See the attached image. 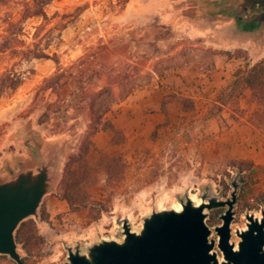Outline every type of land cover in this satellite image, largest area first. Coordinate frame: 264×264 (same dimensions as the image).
Segmentation results:
<instances>
[{"label": "rangeland", "instance_id": "obj_1", "mask_svg": "<svg viewBox=\"0 0 264 264\" xmlns=\"http://www.w3.org/2000/svg\"><path fill=\"white\" fill-rule=\"evenodd\" d=\"M154 1L131 0L124 10L116 6V0L53 2L46 8L50 18L55 14L75 13L78 7L85 9L80 17L68 20L63 31L49 32L62 24L56 18L41 32L40 48H47L45 53L50 56L57 54L59 66L48 59L16 65L19 59L11 54L0 57V73L15 69L23 79L14 94L0 99V179L8 178L22 163L17 160L16 146L29 151L27 162L33 159L34 149L47 150L56 161L65 149V162H55L51 169L55 177L53 186L42 200L37 217L22 222L33 220L37 228L35 239L26 248L18 245L25 264H65L69 247H80L85 252L102 240L122 241L124 219L138 231L146 216L181 207L186 195L200 202L204 194L229 200L233 181H238L240 186L234 207L232 242L239 241L235 232L246 228L247 215L260 216L264 211V87H257L255 96L252 91L253 104H249L248 110L239 106L243 96H235L239 90L234 97L230 96L233 83L221 99L231 110H219L216 105L210 110L191 109L194 101L179 87L171 89V98L178 104L177 124L171 131V139L167 128L140 130L139 136L129 139L121 129H116V134L100 132L96 141V135L90 137L91 118L84 94L97 92L89 80L96 64L103 66L104 80L113 69L132 75L129 84L138 85L136 91L157 84L154 71L163 77L169 70L178 73L187 64H208L213 58L212 37H189L191 22L177 12L168 19L167 9L153 10ZM161 14L169 20L170 29L161 25ZM41 22V19L25 22L26 36L22 39L32 43L31 37ZM102 46L108 50L102 51ZM169 49L171 55L164 56ZM240 55L245 57V63L254 65L248 55ZM85 56L89 58L79 64L78 60ZM257 57L262 58L257 63L264 64V50ZM55 74L57 77L50 82L55 90H42L44 85H49L43 84V80ZM99 104L100 101L97 108ZM75 111L81 112L80 119L73 121ZM115 115L110 110L104 119L112 122ZM198 116L220 117V131L207 135L195 125ZM50 120L56 134L70 132L64 137L67 146H61L62 141L42 144L45 127L38 126L49 124ZM228 122L232 123L234 132L230 131ZM77 154L82 157L73 163L72 176L65 175L67 164ZM69 190L85 199L87 206L77 202L73 211L62 198ZM224 211H206L207 224L212 230L222 224L220 216ZM211 238L217 240L214 231ZM215 250L221 257L217 247ZM0 264L16 263L0 256Z\"/></svg>", "mask_w": 264, "mask_h": 264}, {"label": "water", "instance_id": "obj_2", "mask_svg": "<svg viewBox=\"0 0 264 264\" xmlns=\"http://www.w3.org/2000/svg\"><path fill=\"white\" fill-rule=\"evenodd\" d=\"M252 4L261 5L264 0H250L246 7ZM32 153L31 161L20 163L8 178L0 179V256L16 264H25L18 251L16 231L22 222L37 217L55 179L51 169L56 157L45 149H34ZM239 186L238 181L232 182L233 192L226 201L204 194L197 205L186 195L180 211H154L143 219L138 231L124 219L122 241L102 240L85 252L80 247H69L65 264H264V211L261 219L247 215L246 230L235 232L237 246L232 242ZM213 209L225 211L220 216L222 224L212 230L206 211ZM213 231L217 240L211 238Z\"/></svg>", "mask_w": 264, "mask_h": 264}, {"label": "crops", "instance_id": "obj_3", "mask_svg": "<svg viewBox=\"0 0 264 264\" xmlns=\"http://www.w3.org/2000/svg\"><path fill=\"white\" fill-rule=\"evenodd\" d=\"M158 1L159 5H156ZM155 0L153 10H168V19L173 12H177L182 18L188 19L192 27L188 32L191 38H213L211 48L214 51L210 63H190L180 69L178 73L168 71L163 77L155 74L156 85L146 86L136 90L125 101L113 107L115 116L112 123L116 129H121L124 136L129 139L140 135V130L153 131L156 128H167L171 139V131L175 130L177 124L176 111L178 104L175 98H171V89L180 88L186 97L194 101L195 110H210V107L218 104L217 99L235 80V73L244 68L245 57L239 55L242 52L248 55L252 64L260 59L257 57L259 51L264 50V33L259 30L240 27L236 18L240 14L234 15L231 9L233 0ZM161 25L167 29L171 28L169 20L164 14L160 15ZM167 19V20H166ZM237 53V54H236ZM171 55V49L168 54ZM160 59V58H158ZM106 86V80L95 77L91 79V87L99 91ZM167 88V89H165ZM176 93V92H174ZM252 90L246 89L240 99L241 110H248L249 104H253ZM72 110H78L74 108ZM85 110V109H84ZM222 110H231L223 106ZM80 111L83 112V109ZM73 121L80 119V113L75 111ZM229 116V114L227 115ZM227 116H223L225 119ZM198 116L195 125L202 128L207 135L216 130L220 131V117H210L201 119ZM231 126L232 123L228 122ZM45 127L41 133L42 144L56 143L62 141L61 146H67L66 137L68 130L56 134L53 121L49 124L39 125ZM192 128V127H191ZM137 129V131H136ZM210 130V131H209ZM212 131V132H211ZM230 131L235 128L231 126ZM75 132V131H74ZM173 134V133H172ZM96 134L94 141L99 137ZM175 135V132H174ZM103 137V136H102ZM61 139V140H60ZM18 155L17 160L27 162L29 151L26 148L16 146ZM65 152V149H64ZM58 155L57 163L65 162V153Z\"/></svg>", "mask_w": 264, "mask_h": 264}, {"label": "trees", "instance_id": "obj_4", "mask_svg": "<svg viewBox=\"0 0 264 264\" xmlns=\"http://www.w3.org/2000/svg\"><path fill=\"white\" fill-rule=\"evenodd\" d=\"M62 1V0H0V57L6 54H11L14 59H19V62L16 65L20 64L22 61H29L33 59H48L53 60L57 66H59L60 61L57 54L52 56L45 53V50L40 48L41 42V32L45 30L48 26L53 23V20L59 18L61 21L60 26H54L50 28L51 31H63L66 28V23L68 20H75L80 17V15L85 10L84 8L78 7L75 10V13L72 14H55L52 18L47 15L46 8L50 6L53 2ZM131 0H116V6L120 10H124ZM32 19H41V24L35 28L31 40L32 43H28L26 40L22 39L25 37L24 34V23ZM61 37V36H60ZM102 51H107L106 46L100 48ZM242 52H238L240 55ZM93 60L96 57L91 56ZM89 57L81 58L78 60L80 64L83 60ZM103 66L96 64L95 70L92 72L89 80L104 76ZM84 73V72H82ZM156 74V72H152ZM150 75V74H149ZM57 77L55 74L52 77L45 78L43 80L44 85L42 90L52 89L55 90L53 85L50 84L51 80ZM106 77V86L97 91L84 94L85 100L88 101L87 107L89 109L91 123L89 125L90 137L95 136L99 132H114L117 133L116 128L114 127L111 121L105 120V115L112 110V107L120 104L125 101L131 94L135 92L138 85L129 84L132 75H124L117 69H113L110 74L105 75ZM83 80V78H82ZM23 84L22 76L15 70H6L5 72L0 73V99L8 94H14ZM257 87H264V64L256 63L250 65L246 63L245 67L239 69L235 73V80L233 82V91L231 92L232 97L235 95L237 98H240L243 95V90L251 89L253 95L255 96V90ZM225 92H222L217 99L216 106L219 110L223 109L225 102H222L221 99ZM100 101L99 108H97V102ZM186 102L187 100H183ZM191 109H194V104H191ZM77 157H82L81 154H77L76 157L72 156L70 162L66 166L65 175L72 176V165L77 162ZM76 159V160H75ZM241 171H244L241 168ZM64 175V176H65ZM76 185V181L74 182ZM63 200L66 201L71 209L75 211L74 205L79 202L80 206L86 207L87 203L85 199L76 197L72 192H66L62 196ZM36 223L33 220H29L25 223H21L20 227L17 229L15 238L18 245H22L23 248H26L27 245L32 242L36 237Z\"/></svg>", "mask_w": 264, "mask_h": 264}, {"label": "flooded vegetation", "instance_id": "obj_5", "mask_svg": "<svg viewBox=\"0 0 264 264\" xmlns=\"http://www.w3.org/2000/svg\"><path fill=\"white\" fill-rule=\"evenodd\" d=\"M250 0H233L231 3V9L234 13L240 14L241 17L236 19L238 26L250 28V30H259L260 33H264V4L246 7L247 2Z\"/></svg>", "mask_w": 264, "mask_h": 264}, {"label": "bare ground", "instance_id": "obj_6", "mask_svg": "<svg viewBox=\"0 0 264 264\" xmlns=\"http://www.w3.org/2000/svg\"><path fill=\"white\" fill-rule=\"evenodd\" d=\"M197 205H200L201 204V202L200 201H198V200H195L194 201ZM177 211H180L181 209H182V207H176L175 208ZM257 218H259V219H261L262 218V216L260 215V216H256ZM244 230H246V228L244 229ZM236 246H237V242H236ZM237 248V247H236Z\"/></svg>", "mask_w": 264, "mask_h": 264}]
</instances>
